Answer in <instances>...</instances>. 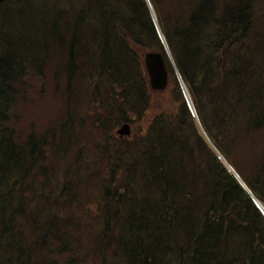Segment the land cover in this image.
<instances>
[{"label":"trees","instance_id":"obj_1","mask_svg":"<svg viewBox=\"0 0 264 264\" xmlns=\"http://www.w3.org/2000/svg\"><path fill=\"white\" fill-rule=\"evenodd\" d=\"M150 2L199 121L146 0L0 5V264H264V0Z\"/></svg>","mask_w":264,"mask_h":264},{"label":"water","instance_id":"obj_2","mask_svg":"<svg viewBox=\"0 0 264 264\" xmlns=\"http://www.w3.org/2000/svg\"><path fill=\"white\" fill-rule=\"evenodd\" d=\"M6 1H8V0H0V4L4 3ZM148 3L150 6V9L152 10V6H151L149 1H148ZM158 31H159V33H161L160 30H158ZM161 39L165 43V40H164L162 34H161ZM167 52H168L170 59L172 60V57H171V54H170L168 47H167ZM144 62H145L146 71H147L148 76H149L150 87L152 88V90L158 91V92L166 90V88L169 85V72H168V69L166 67L163 55L161 53H158V52H148L145 54ZM174 68L177 71L176 67H174ZM183 88L185 90L184 91L185 96H186V98L190 104L191 111H192L193 115H196V111H195V109L191 103L190 97L186 91L185 86H183ZM117 134L121 138L130 136L131 135V126L129 124L122 125L118 129ZM228 166L233 171L234 175L239 180V182L243 185V187L249 193H251L250 190L247 188V186L244 184V182L241 180L240 176L231 168V166L229 164H228ZM254 201H255L256 205L258 206V208L264 214V208L261 206L259 201L256 199H254Z\"/></svg>","mask_w":264,"mask_h":264},{"label":"rangeland","instance_id":"obj_3","mask_svg":"<svg viewBox=\"0 0 264 264\" xmlns=\"http://www.w3.org/2000/svg\"><path fill=\"white\" fill-rule=\"evenodd\" d=\"M172 92H173V85L170 84L167 90L160 92V93H156L154 95L153 104H152L150 112L148 113V116L150 118L155 113H158V112L163 111V110L169 111L173 107ZM131 127H132V133H133L134 131H136L142 127L144 128L145 125H144V123H137L135 125H131ZM116 130H115V132H116Z\"/></svg>","mask_w":264,"mask_h":264},{"label":"bare ground","instance_id":"obj_4","mask_svg":"<svg viewBox=\"0 0 264 264\" xmlns=\"http://www.w3.org/2000/svg\"><path fill=\"white\" fill-rule=\"evenodd\" d=\"M7 2V1H6Z\"/></svg>","mask_w":264,"mask_h":264}]
</instances>
